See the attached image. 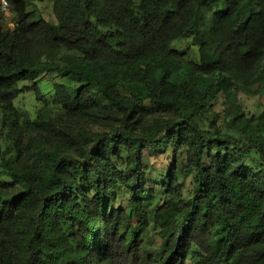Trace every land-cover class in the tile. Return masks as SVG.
<instances>
[{"label":"trees","instance_id":"obj_1","mask_svg":"<svg viewBox=\"0 0 264 264\" xmlns=\"http://www.w3.org/2000/svg\"><path fill=\"white\" fill-rule=\"evenodd\" d=\"M43 1L0 7V264H264V0Z\"/></svg>","mask_w":264,"mask_h":264},{"label":"rangeland","instance_id":"obj_2","mask_svg":"<svg viewBox=\"0 0 264 264\" xmlns=\"http://www.w3.org/2000/svg\"><path fill=\"white\" fill-rule=\"evenodd\" d=\"M39 5V13L41 12L42 15H44L46 18H49L51 20H55V15L52 9V3L51 0H45L43 2H38ZM6 20L10 23L11 26H14V21L12 19L13 14L10 13V11L5 12ZM174 45L180 49L185 56L188 59H197L198 58V50L197 46L193 44V37L191 34H188L186 37L182 39H178L174 42ZM59 81H64L66 83L72 82L74 80H68L66 77L61 76L59 73L55 71H47L43 73L38 82L40 84L41 90L43 94L48 97L53 93L54 90V84ZM21 93L18 95V97L15 99V105L22 111L29 112L32 116L37 115L39 109L43 108L45 105V100H38L36 97V93L34 90V85L31 81H23L21 83ZM243 104L245 106L246 111L248 112H260L264 109V90H262L258 94H249L245 93L243 98ZM47 105V104H46ZM51 106V105H50ZM54 111L57 110L56 107L51 106ZM219 108H221L219 106ZM3 131V132H2ZM0 132H2L4 135L1 138V145L4 147L6 145L5 138V131L2 130L1 126V116H0ZM207 162H204V165H207ZM186 187L192 186L191 179H186L184 182ZM188 188L184 191V193H188ZM155 193V201L146 203V207L149 210H155L156 207H158L160 204L166 201L167 198H165L158 189ZM161 244V238L156 233H149L145 237V246L148 251L155 252L158 250L159 246ZM187 264H195L192 261H188Z\"/></svg>","mask_w":264,"mask_h":264},{"label":"built area","instance_id":"obj_3","mask_svg":"<svg viewBox=\"0 0 264 264\" xmlns=\"http://www.w3.org/2000/svg\"><path fill=\"white\" fill-rule=\"evenodd\" d=\"M9 5H10L9 0H0V7L4 12L9 11Z\"/></svg>","mask_w":264,"mask_h":264}]
</instances>
